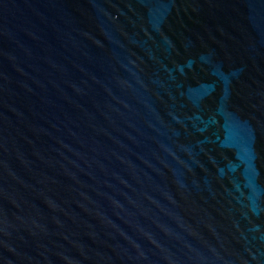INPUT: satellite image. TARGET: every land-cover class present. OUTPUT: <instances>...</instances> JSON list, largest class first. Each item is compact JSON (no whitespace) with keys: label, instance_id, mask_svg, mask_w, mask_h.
Segmentation results:
<instances>
[{"label":"water","instance_id":"1","mask_svg":"<svg viewBox=\"0 0 264 264\" xmlns=\"http://www.w3.org/2000/svg\"><path fill=\"white\" fill-rule=\"evenodd\" d=\"M0 264H264V0H0Z\"/></svg>","mask_w":264,"mask_h":264}]
</instances>
